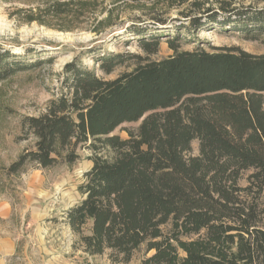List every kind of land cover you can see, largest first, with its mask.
I'll list each match as a JSON object with an SVG mask.
<instances>
[{"label":"trees","instance_id":"obj_1","mask_svg":"<svg viewBox=\"0 0 264 264\" xmlns=\"http://www.w3.org/2000/svg\"><path fill=\"white\" fill-rule=\"evenodd\" d=\"M235 1L195 2L200 13L186 15L177 29L218 25L264 43V7ZM133 29L143 53L97 58L105 75L126 62L131 69L106 77L66 64L60 95L22 121L34 149L8 172L30 163L72 166L89 148L93 164L78 186L82 198L67 211L84 251H110L128 262L144 248L142 264H264V53L188 50L180 32ZM163 40L173 53L153 58ZM14 56L0 46V80L40 63ZM141 119L128 137L114 133ZM195 139L199 154L187 156Z\"/></svg>","mask_w":264,"mask_h":264},{"label":"rangeland","instance_id":"obj_2","mask_svg":"<svg viewBox=\"0 0 264 264\" xmlns=\"http://www.w3.org/2000/svg\"><path fill=\"white\" fill-rule=\"evenodd\" d=\"M216 5L217 0H0V46L14 56L37 65L19 70L0 80V264H142L144 248L135 251L128 262L115 261L110 251L92 255L83 250L67 222V211L82 198L78 186L93 164L89 148L79 150L80 158L72 166L60 163L41 168L30 163L17 173L8 167L35 139L22 121L39 115L49 100L60 95L67 77L66 64L76 62L100 76L115 77L132 68L126 62L113 74L99 70L97 58L109 53H143L132 33L133 28L149 26L155 32H180L182 48L201 46H239L264 53L262 39H250L239 29L206 25L198 31L177 29L188 14ZM238 7H264V0H236ZM163 20L167 25H156ZM161 28V29H160ZM164 28V29H162ZM163 40L153 58L172 54ZM142 119L126 122L114 133L128 137ZM199 154V140L192 141L187 156ZM246 171L242 185L247 184ZM264 206V193L262 196ZM4 203L10 213L3 217Z\"/></svg>","mask_w":264,"mask_h":264},{"label":"crops","instance_id":"obj_3","mask_svg":"<svg viewBox=\"0 0 264 264\" xmlns=\"http://www.w3.org/2000/svg\"><path fill=\"white\" fill-rule=\"evenodd\" d=\"M1 213L3 215V217H6L9 215L10 213V206L8 203H4L1 209Z\"/></svg>","mask_w":264,"mask_h":264}]
</instances>
